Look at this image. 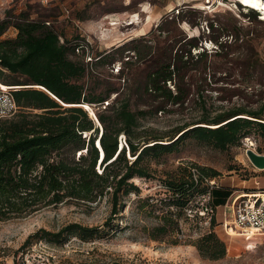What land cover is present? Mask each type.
<instances>
[{"label":"trees","instance_id":"trees-1","mask_svg":"<svg viewBox=\"0 0 264 264\" xmlns=\"http://www.w3.org/2000/svg\"><path fill=\"white\" fill-rule=\"evenodd\" d=\"M244 6L242 9L249 13L247 18L258 22L259 10ZM260 12L264 15V11ZM194 16V11L178 12L169 22L165 18L164 24L157 26V35L151 31L149 36L131 40L116 49L133 53L127 56V66L117 73L120 71L123 75L125 69L137 63L146 62L149 66L143 79L136 86L131 83L128 93L124 97L117 94L111 104L107 99L118 90L93 95L81 83L88 73V65L100 63L108 56L103 58L99 55L93 62L92 59L85 62L89 43L82 38L63 41L54 24L48 20L34 21L20 14L8 15L0 21V83L16 86L6 84L3 71H7L24 79V84L18 85L43 89L14 91L18 112L0 123V221L25 218L43 208L69 201L94 203L109 195L111 208L105 222L109 227L125 208L121 198L134 194L137 199L132 204L137 214L154 221L141 226L147 239L179 245L180 236L184 235L182 222L188 221V212H194L192 223L198 225L205 220L209 224L192 244L198 255L210 261L225 257L226 246L213 230L215 217L211 216L207 221L198 215L200 204H193L206 196L210 197L207 205L214 209L220 203H226L230 194L222 200L220 196L224 192L217 185L213 188L208 185L209 181L216 180L214 171L195 165L178 167L160 181L170 194L166 199L140 198V189L131 182L135 178L151 179L150 159L157 160L162 155L176 152L187 138L211 144L220 151L239 143L251 128H255L264 139V102L256 109L237 106L212 117L202 116L199 122L177 128L168 141L160 135L141 130V121L151 112L162 113L166 107L185 104L191 93L190 85L184 82L185 75L188 70H196L199 63H205L209 55L228 60L236 50L243 48V57L238 52L234 60L241 59L244 68L252 71L256 67L252 60L255 38L240 26L228 28L222 24L213 28L210 24L209 33L215 32L210 41L217 45L211 54L204 49L192 54L198 49V36L188 39L183 35L168 36L172 30L163 25L178 24L185 18L191 21ZM10 27L16 30L15 38L1 39ZM163 33L166 37L159 43L158 38H162ZM219 38L222 39L219 41ZM70 52L81 57V63L72 61ZM133 58L135 62L130 63ZM244 81V87L250 88L258 80L250 75L244 77ZM134 94L135 101L138 99L142 107L155 102L154 110L150 112L137 105L133 110L131 97ZM91 105L102 109L95 114L98 125L84 107ZM120 136L124 137V142H120ZM37 233L51 242L60 240L65 234L89 240L98 233V229L75 223L55 233L45 230ZM28 243L29 237L23 246Z\"/></svg>","mask_w":264,"mask_h":264},{"label":"rangeland","instance_id":"rangeland-1","mask_svg":"<svg viewBox=\"0 0 264 264\" xmlns=\"http://www.w3.org/2000/svg\"><path fill=\"white\" fill-rule=\"evenodd\" d=\"M241 3L264 11V2L260 0H152L149 4H140L138 0H53L46 7L39 0H0V21L8 15L14 17L21 14L34 21H51L63 41L69 42L76 38L87 40L88 56L92 62L99 55L108 58L100 63L88 65V73L81 83L87 92L93 95L118 90V93L110 94L107 99L110 104L117 94L124 97L131 83L136 86L149 66L146 62L137 63L125 69L123 75L120 71L117 73V70H123L127 66V56L133 53L127 54V51L116 49L131 40L149 36L151 31L157 35L156 28L164 24L165 18L169 22L178 12H195L191 21L185 18L178 24L163 25L172 30L168 35L171 38L180 35L186 36L187 39L198 36V49L193 50L192 54L201 52L202 49L211 54L217 48V45L210 41L215 35V32L209 33L210 24L213 28L222 24L228 28L236 25L249 32V36L255 38L252 57L256 62L254 71L244 68L241 59L234 60L238 52H241L240 57H243V48L236 50L228 60L208 54L205 63H199L195 66L196 70H188L185 75L184 82L190 85L191 93L184 105L166 107L162 113L153 114L151 110H154L155 102H149L147 107H142L138 99L135 101V94L131 97L133 110L138 106L151 112L141 121V130L160 135L164 137V141H168L171 133L177 128L183 124L199 122L202 116L212 117L237 106L256 109L264 102V15L261 12L258 22L251 21L247 18L249 13L242 9ZM165 34L158 38L159 43L163 42ZM15 36L16 30L10 27L1 39H14ZM69 58L76 63H81L82 60L71 52ZM129 62L134 63L135 59ZM3 72L7 85L36 89L33 85H18L24 84L23 78L10 75L7 71ZM250 75L258 81L250 88H245L244 77ZM84 107L87 111L89 108L93 115L102 111L97 105ZM247 150L264 156V139L255 128H251L247 137L239 143L224 151L215 149L211 144L198 143L187 138L176 152L162 155L157 160L150 159L151 179L135 178L131 182L140 189V198L152 196L155 199H166L170 194L160 181L180 166L195 165L217 174V186L227 189H222V200H226L229 194L251 192L256 185L264 190V169H256L250 163L246 155ZM121 199L125 208L109 227L105 226L111 208L109 195L94 203L69 201L55 207L43 208L25 218L0 221V264H20L21 252L39 239H45L46 241H43L56 252V259L50 264H264V237L246 240L235 233L226 234L227 229L223 226L225 204L216 209L213 230L224 242L226 255L220 260L210 261L202 259L192 246L209 227L205 220H201L198 225L192 223L194 212H188V221L182 222L184 235L180 236L179 245L173 246L166 241L146 238L141 226L154 221L152 218L145 220L137 214L132 204L137 199L134 194ZM195 203L200 204V201L195 200L193 204ZM75 223L97 228L98 233L89 240L65 234L60 240L52 242L37 233L39 230L55 233ZM28 237L29 243L23 246ZM37 264H43V261Z\"/></svg>","mask_w":264,"mask_h":264},{"label":"built area","instance_id":"built-area-1","mask_svg":"<svg viewBox=\"0 0 264 264\" xmlns=\"http://www.w3.org/2000/svg\"><path fill=\"white\" fill-rule=\"evenodd\" d=\"M39 1L46 7L53 0ZM138 1L140 4H149L152 0ZM76 52L79 51L76 50ZM90 61V56H86L85 62ZM19 89H21L19 86H6L0 83V123L11 119L18 112L13 92ZM119 140L124 142V137L120 136ZM208 185L210 188L216 187V180L209 181ZM209 200V196L201 200V210L198 213L199 216L205 217L207 221L216 213V208L207 205ZM223 208L225 214L223 226L226 229L234 230L246 240L264 237V190L259 189L258 185L251 192L230 195ZM55 253L53 247L43 240H38L21 252L19 262L20 264H37L39 261H43V264H50L56 259ZM41 257L42 259H40Z\"/></svg>","mask_w":264,"mask_h":264},{"label":"water","instance_id":"water-1","mask_svg":"<svg viewBox=\"0 0 264 264\" xmlns=\"http://www.w3.org/2000/svg\"><path fill=\"white\" fill-rule=\"evenodd\" d=\"M36 89H41V88H37ZM43 90V89H41ZM90 116V114H89ZM91 117V116H90ZM92 118L93 120L95 121V123L98 124V121L95 117V115H92ZM98 146V144H97ZM99 147V146H98ZM246 155L250 161V163L256 168V169H259V170H263L264 169V156H260V155H257L256 153L250 151V150H247L246 151Z\"/></svg>","mask_w":264,"mask_h":264},{"label":"bare ground","instance_id":"bare-ground-1","mask_svg":"<svg viewBox=\"0 0 264 264\" xmlns=\"http://www.w3.org/2000/svg\"><path fill=\"white\" fill-rule=\"evenodd\" d=\"M88 111L90 112V115L92 116L93 114L91 113V111L89 110V108H88ZM97 124V123H96ZM98 125V124H97ZM240 194H242V193H240ZM229 210V209H228ZM237 234L234 230H231V229H227V235H232V234ZM238 235V234H237ZM239 236V235H238Z\"/></svg>","mask_w":264,"mask_h":264},{"label":"crops","instance_id":"crops-1","mask_svg":"<svg viewBox=\"0 0 264 264\" xmlns=\"http://www.w3.org/2000/svg\"><path fill=\"white\" fill-rule=\"evenodd\" d=\"M219 189H221V190H222V189H223V190H227L226 188H221V187H219ZM222 206H223V205L220 203L219 205L216 206V209L222 208Z\"/></svg>","mask_w":264,"mask_h":264}]
</instances>
